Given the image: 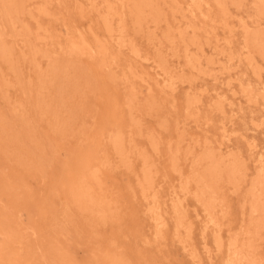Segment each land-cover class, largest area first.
<instances>
[{"label":"rangeland","instance_id":"obj_1","mask_svg":"<svg viewBox=\"0 0 264 264\" xmlns=\"http://www.w3.org/2000/svg\"><path fill=\"white\" fill-rule=\"evenodd\" d=\"M0 264H264V0H0Z\"/></svg>","mask_w":264,"mask_h":264},{"label":"bare ground","instance_id":"obj_2","mask_svg":"<svg viewBox=\"0 0 264 264\" xmlns=\"http://www.w3.org/2000/svg\"><path fill=\"white\" fill-rule=\"evenodd\" d=\"M259 182V181H258ZM211 190V189H210ZM252 209V208H251ZM211 220V218H209V221Z\"/></svg>","mask_w":264,"mask_h":264}]
</instances>
